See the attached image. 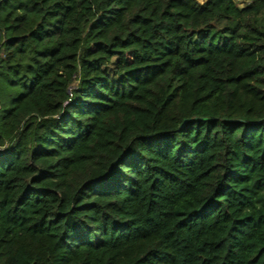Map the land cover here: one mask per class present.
Listing matches in <instances>:
<instances>
[{
	"label": "trees",
	"instance_id": "obj_1",
	"mask_svg": "<svg viewBox=\"0 0 264 264\" xmlns=\"http://www.w3.org/2000/svg\"><path fill=\"white\" fill-rule=\"evenodd\" d=\"M0 32V264H264V0H0Z\"/></svg>",
	"mask_w": 264,
	"mask_h": 264
},
{
	"label": "built area",
	"instance_id": "obj_2",
	"mask_svg": "<svg viewBox=\"0 0 264 264\" xmlns=\"http://www.w3.org/2000/svg\"><path fill=\"white\" fill-rule=\"evenodd\" d=\"M3 40V35L2 33L0 32V45H1V42ZM3 111V103H2V100H1V97H0V117H1V113ZM0 131H1V125H0ZM4 149L3 146H0V152Z\"/></svg>",
	"mask_w": 264,
	"mask_h": 264
},
{
	"label": "rangeland",
	"instance_id": "obj_3",
	"mask_svg": "<svg viewBox=\"0 0 264 264\" xmlns=\"http://www.w3.org/2000/svg\"><path fill=\"white\" fill-rule=\"evenodd\" d=\"M245 1L241 4V6H244L245 5ZM115 62H116V59H113V61H112V65H114L115 64ZM111 65V66H112ZM0 97H1V100H3V97H2V95L0 94ZM2 103H3V101H2Z\"/></svg>",
	"mask_w": 264,
	"mask_h": 264
}]
</instances>
